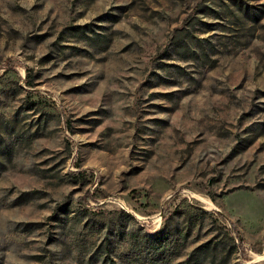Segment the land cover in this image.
I'll return each mask as SVG.
<instances>
[{
	"label": "rangeland",
	"instance_id": "1",
	"mask_svg": "<svg viewBox=\"0 0 264 264\" xmlns=\"http://www.w3.org/2000/svg\"><path fill=\"white\" fill-rule=\"evenodd\" d=\"M0 264H264V0H0Z\"/></svg>",
	"mask_w": 264,
	"mask_h": 264
}]
</instances>
